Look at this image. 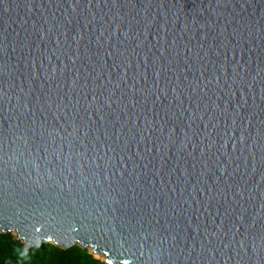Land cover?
<instances>
[{
    "label": "water",
    "instance_id": "1",
    "mask_svg": "<svg viewBox=\"0 0 264 264\" xmlns=\"http://www.w3.org/2000/svg\"><path fill=\"white\" fill-rule=\"evenodd\" d=\"M0 232L264 264V0H0Z\"/></svg>",
    "mask_w": 264,
    "mask_h": 264
},
{
    "label": "trees",
    "instance_id": "2",
    "mask_svg": "<svg viewBox=\"0 0 264 264\" xmlns=\"http://www.w3.org/2000/svg\"><path fill=\"white\" fill-rule=\"evenodd\" d=\"M0 264H107L88 248L74 245L63 248L51 242L25 248L15 234L0 232Z\"/></svg>",
    "mask_w": 264,
    "mask_h": 264
},
{
    "label": "rangeland",
    "instance_id": "3",
    "mask_svg": "<svg viewBox=\"0 0 264 264\" xmlns=\"http://www.w3.org/2000/svg\"><path fill=\"white\" fill-rule=\"evenodd\" d=\"M95 255V254H94ZM95 257L99 258L97 255H95ZM102 260H104L103 258H101ZM108 264V263H107Z\"/></svg>",
    "mask_w": 264,
    "mask_h": 264
}]
</instances>
